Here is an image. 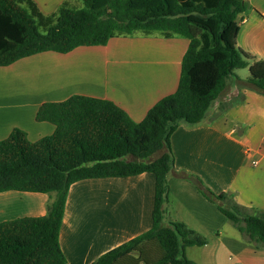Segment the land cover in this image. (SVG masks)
Wrapping results in <instances>:
<instances>
[{"label": "trees", "instance_id": "16d2710c", "mask_svg": "<svg viewBox=\"0 0 264 264\" xmlns=\"http://www.w3.org/2000/svg\"><path fill=\"white\" fill-rule=\"evenodd\" d=\"M248 9L243 0H76L45 15L32 0H0V67L137 34L188 41L176 91L140 122L110 101L73 95L38 108L35 120L52 124L51 135L31 142L13 129L0 140V193L51 197L44 216L0 222V264H66L59 231L70 186L143 173L155 180L151 228L91 264H196L184 249L204 246L207 239L182 223L164 224L170 137L180 123H201L237 70L248 68L245 83L264 92V61L237 46L238 19ZM201 194L239 234L264 247L263 210L242 207L227 193Z\"/></svg>", "mask_w": 264, "mask_h": 264}, {"label": "crops", "instance_id": "0c3cea01", "mask_svg": "<svg viewBox=\"0 0 264 264\" xmlns=\"http://www.w3.org/2000/svg\"><path fill=\"white\" fill-rule=\"evenodd\" d=\"M49 15L64 1L34 0ZM237 46L264 61V0H243ZM73 3V1H72ZM188 41L160 34L116 37L105 46L79 47L66 54L39 53L0 67V140L13 129L31 142L54 126L37 122L43 103L73 95L107 100L140 122L178 86ZM173 166L167 178L164 224L179 222L207 239L186 247L196 264H264L256 247L227 221L201 190L227 193L246 208L264 211V92L231 77L204 120L180 123L170 137ZM154 176L143 173L72 184L59 231L66 264H91L105 252L152 226ZM48 194L0 193V222L47 214Z\"/></svg>", "mask_w": 264, "mask_h": 264}, {"label": "rangeland", "instance_id": "374dc122", "mask_svg": "<svg viewBox=\"0 0 264 264\" xmlns=\"http://www.w3.org/2000/svg\"><path fill=\"white\" fill-rule=\"evenodd\" d=\"M34 1V0H32ZM73 3L76 1V0H68V2H72ZM35 3V1H34ZM79 5H80V2H77ZM36 4V3H35ZM76 4V3H75ZM37 5V4H36ZM38 6V5H37ZM235 75L240 78V79H243V80H246V78L248 77L249 73H248V68H244V69H241V70H237L235 71ZM156 156H153V158H155ZM128 160H132V158H128Z\"/></svg>", "mask_w": 264, "mask_h": 264}]
</instances>
